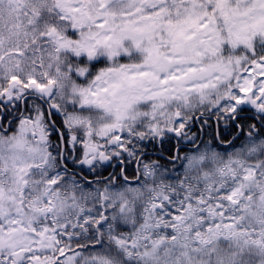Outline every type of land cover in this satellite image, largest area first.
Listing matches in <instances>:
<instances>
[{
    "label": "snow or ice",
    "instance_id": "obj_1",
    "mask_svg": "<svg viewBox=\"0 0 264 264\" xmlns=\"http://www.w3.org/2000/svg\"><path fill=\"white\" fill-rule=\"evenodd\" d=\"M0 264H264V0H0Z\"/></svg>",
    "mask_w": 264,
    "mask_h": 264
}]
</instances>
